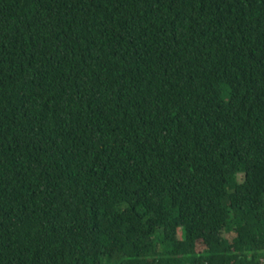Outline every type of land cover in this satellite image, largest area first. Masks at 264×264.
I'll list each match as a JSON object with an SVG mask.
<instances>
[{
  "label": "trees",
  "instance_id": "1",
  "mask_svg": "<svg viewBox=\"0 0 264 264\" xmlns=\"http://www.w3.org/2000/svg\"><path fill=\"white\" fill-rule=\"evenodd\" d=\"M264 0H0V264H264Z\"/></svg>",
  "mask_w": 264,
  "mask_h": 264
},
{
  "label": "built area",
  "instance_id": "2",
  "mask_svg": "<svg viewBox=\"0 0 264 264\" xmlns=\"http://www.w3.org/2000/svg\"><path fill=\"white\" fill-rule=\"evenodd\" d=\"M263 263H264V261H263Z\"/></svg>",
  "mask_w": 264,
  "mask_h": 264
}]
</instances>
